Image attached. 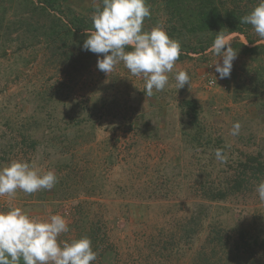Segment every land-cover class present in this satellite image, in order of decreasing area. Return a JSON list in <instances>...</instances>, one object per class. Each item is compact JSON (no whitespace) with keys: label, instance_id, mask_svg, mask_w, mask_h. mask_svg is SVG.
Wrapping results in <instances>:
<instances>
[{"label":"rangeland","instance_id":"rangeland-1","mask_svg":"<svg viewBox=\"0 0 264 264\" xmlns=\"http://www.w3.org/2000/svg\"><path fill=\"white\" fill-rule=\"evenodd\" d=\"M217 1L242 16L260 3ZM59 4L50 12L60 22L0 0V168L19 160L57 176L50 190L0 196V212L61 215L69 231L58 239L89 238L90 264H264V174L254 171L264 162V38L250 24L223 35L238 54L219 79L213 42L200 49L214 31L194 35L163 0H146L143 30L161 28L181 49L165 89L146 96L142 74L123 62L101 72L102 55L83 49L103 0ZM179 71L190 76L181 89Z\"/></svg>","mask_w":264,"mask_h":264},{"label":"clouds","instance_id":"clouds-1","mask_svg":"<svg viewBox=\"0 0 264 264\" xmlns=\"http://www.w3.org/2000/svg\"><path fill=\"white\" fill-rule=\"evenodd\" d=\"M150 15L146 0H103L102 10L92 17L94 30L87 34L83 44L84 50L102 55L97 61L101 72L108 74L123 62L132 75L142 74L145 86L141 90L146 96H152L154 89H165L168 74L181 54L180 44L165 30H143V22ZM240 22L250 24L256 34L264 38V0H260ZM212 50L219 57L213 64L219 79L229 78L238 52L223 35L215 38ZM175 81L181 89L190 85V76L186 71H179L175 74ZM240 128L239 122L234 123L231 134L238 135ZM215 155L218 160H224L221 150L217 149ZM56 183L54 172L41 174L26 161L13 160L7 167L0 168V196H12L18 189L28 194L50 190ZM256 191L259 199L264 201V181ZM68 231L65 218L58 214L41 221L19 207L0 212V264H20L21 259L23 264H90L95 261L98 254L89 238L71 242L58 239Z\"/></svg>","mask_w":264,"mask_h":264},{"label":"trees","instance_id":"trees-1","mask_svg":"<svg viewBox=\"0 0 264 264\" xmlns=\"http://www.w3.org/2000/svg\"><path fill=\"white\" fill-rule=\"evenodd\" d=\"M21 1L26 5H32L33 9L36 7L43 14L57 18L58 22L62 20L60 16L50 12L52 9H58L59 2L62 0H14V4ZM184 1H186L185 4L183 3ZM163 2L167 7L171 8L172 15H178L180 20L187 21L185 25H189V30L194 35L198 33L210 34L211 31H214V34H211L212 38L210 41L200 48L203 50L214 42L218 35L244 32V27L247 26V24L240 22L243 16L238 13V10L233 9L230 11L223 6H219L217 0H163ZM76 22L83 23V20L76 19ZM87 26L89 27L90 24H87ZM63 27L67 26L64 25ZM52 29L53 27H51ZM186 104H190L192 108L195 106L191 102H186ZM254 171L264 174V162L259 161L255 164ZM212 198L216 199V196H212ZM184 237L188 239L190 237L189 233L184 234ZM20 264H23V261Z\"/></svg>","mask_w":264,"mask_h":264},{"label":"built area","instance_id":"built-area-1","mask_svg":"<svg viewBox=\"0 0 264 264\" xmlns=\"http://www.w3.org/2000/svg\"><path fill=\"white\" fill-rule=\"evenodd\" d=\"M212 83H213V81L210 82V84H212Z\"/></svg>","mask_w":264,"mask_h":264}]
</instances>
